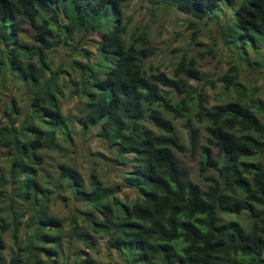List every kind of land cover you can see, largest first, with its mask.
I'll list each match as a JSON object with an SVG mask.
<instances>
[{"label": "trees", "instance_id": "1", "mask_svg": "<svg viewBox=\"0 0 264 264\" xmlns=\"http://www.w3.org/2000/svg\"><path fill=\"white\" fill-rule=\"evenodd\" d=\"M126 1L0 0V82L23 83L30 95L21 113L11 98L2 115L7 124H0L7 160L6 173L0 171V197L6 198L15 244L4 264H108L85 250L71 261L62 255L63 218L48 211L49 194L61 187L84 207L80 211L92 231L73 230L70 237L84 248L95 243L96 235L102 237L123 264H264V165L259 161L264 157V103L252 98L255 88L245 93L234 64L219 78L233 94L210 106L204 105L202 87L188 82L200 79L193 56L181 55L170 75L159 69L147 72L144 60L152 51L145 31L128 33L122 9ZM144 1L173 6L195 19L218 15L223 6L231 11V26L240 38L264 37V0ZM23 24L52 31L53 40L41 33L46 46L80 31L99 34L94 64L69 63L81 71L79 82L71 81L79 86L73 93L84 99L73 119L81 132L94 127V135L111 149V160L123 165L121 184L104 185L93 169L84 182L67 162L58 164L52 187L46 184L47 174L39 170L41 150L59 149V134L71 140L76 133L67 127V114L55 96L60 93L56 79L68 71L51 69L41 45L18 40ZM222 35L229 43L227 27ZM46 69L49 76L42 80ZM192 106L196 118L205 121L206 136L199 145L197 128L189 127V149L193 153L198 146L199 171L214 174L205 177V186L193 181L181 162L178 153L185 146L172 122ZM121 186L133 189L130 203L117 196ZM240 213L248 223L237 219ZM4 219L0 214V259Z\"/></svg>", "mask_w": 264, "mask_h": 264}, {"label": "rangeland", "instance_id": "2", "mask_svg": "<svg viewBox=\"0 0 264 264\" xmlns=\"http://www.w3.org/2000/svg\"><path fill=\"white\" fill-rule=\"evenodd\" d=\"M123 19L128 22V33L135 31H145L152 53L144 60V67L147 72L156 69L164 71L170 75L172 67L181 55L185 58L193 56L196 67L200 71L199 80H188L192 87H202L205 94V106L215 103L225 102L233 92L226 90L219 78L227 71L232 64L236 65L238 75L236 80L248 94L252 88V98H259L264 103V37L252 36L242 39L237 34L238 29L231 26V11L226 7H221L218 15L205 16L201 19L180 12L173 6H163L148 3L144 0H127L123 5ZM231 37L227 43L222 35L223 28H226ZM22 30L18 34V40L27 45H41L45 51L44 60L48 62L51 69L61 66L68 72L56 79L60 93L56 94V101L60 109L67 114V127L76 130L71 134V140H64L58 135L59 149L44 148L43 163L40 169L47 174L46 183L50 188L56 181L58 164L67 162L75 167L81 174L84 182H87L88 172L93 169L97 173L104 185L122 183L123 172L122 164L113 162L114 157L111 149L107 148L104 140L95 136V128L92 127L87 132H81L73 116L76 117L83 110V97L73 93L78 86L72 80L79 82L82 74L78 67L71 68L69 63L72 59H77L84 63L86 68L97 61L94 40L99 38L96 32L74 33L72 37L66 36L65 39L56 46H46L41 43L40 36H49L53 40V32L45 29H37L28 24L21 25ZM234 36V37H232ZM38 47V46H37ZM83 49L89 52L83 53ZM236 50H245L244 53ZM88 72V71H87ZM91 73V72H90ZM49 71L46 69L42 75V80H46ZM79 87V86H78ZM172 96H176L171 93ZM29 93L23 83L15 82L11 85L9 78L0 82V124H7L4 118L3 109L13 98L16 104L22 109L27 110ZM195 107L182 117L172 119L176 133L180 141L184 144L185 150L179 154L181 162L187 167L190 178L205 186L208 181L207 176L214 175L213 172L199 171L198 153L200 148L197 146L192 153L188 143V128L193 127L198 130L197 141L202 144L205 141L204 120H198L194 114ZM18 114V119L22 114ZM165 116L167 114L165 113ZM169 117V116H167ZM145 125L156 130L154 126L147 122ZM213 152L215 149L212 150ZM259 161L264 165V157L260 156ZM6 152L0 147V171L6 173L7 170ZM5 188V187H3ZM54 188V187H53ZM54 188L49 194L48 211L63 218L61 239L62 255L67 254L68 261L85 250L89 255L99 260H105L108 264H123L121 256L115 250L108 251L103 245L102 237L96 235L95 243L88 248L75 237L71 238L73 230L89 231V225L83 220L84 214L78 204L71 198L69 189L64 187ZM117 196L130 203L133 200L134 192L132 188L121 186ZM260 208H264L260 206ZM84 210V209H83ZM8 213L6 198L0 197V214L4 216L5 230L3 233L4 247L1 250L0 262L4 264L11 251L15 250V244L10 237V218ZM237 219L248 223L244 213H240ZM75 228V229H74ZM22 229H19L17 236H21Z\"/></svg>", "mask_w": 264, "mask_h": 264}]
</instances>
